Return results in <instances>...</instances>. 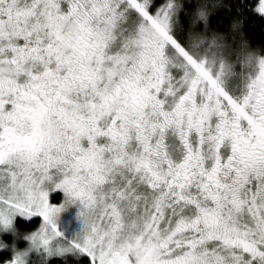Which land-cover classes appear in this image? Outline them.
Returning a JSON list of instances; mask_svg holds the SVG:
<instances>
[{"label":"snow or ice","instance_id":"snow-or-ice-1","mask_svg":"<svg viewBox=\"0 0 264 264\" xmlns=\"http://www.w3.org/2000/svg\"><path fill=\"white\" fill-rule=\"evenodd\" d=\"M52 169L93 210L61 253L264 264V48L237 33L194 51L173 0H0L5 223L39 213L42 228L61 210Z\"/></svg>","mask_w":264,"mask_h":264},{"label":"clouds","instance_id":"clouds-1","mask_svg":"<svg viewBox=\"0 0 264 264\" xmlns=\"http://www.w3.org/2000/svg\"><path fill=\"white\" fill-rule=\"evenodd\" d=\"M174 5V15L176 16L177 25L186 30V34L189 36V44L193 47L194 51L204 52L212 46V50H218L220 47H226L232 43L234 34H239L241 42L244 44H249L250 40L244 32V17L234 15L231 18L228 31H221L217 28H213L210 25V17L218 11L220 8H230V5L226 0H197L196 6L190 10V19L187 26L184 25L183 21L180 19L181 10L186 12L184 8V0H173ZM202 23V27H197V25ZM76 27L74 22H67L66 29L71 31ZM215 42V43H213ZM257 51L259 47H254ZM252 49L245 53V56L250 54ZM56 173L50 174L49 183H51L52 189H55V184L52 182ZM79 199L75 197L71 192H64L63 200L60 203V209H67L70 206L77 203ZM80 203L83 205L80 209L79 216L83 220V235L86 234V224L91 223L92 220V209L84 205L82 201ZM60 210V211H61ZM60 211L53 215L52 220L48 223H44L43 227L40 226L31 231L20 233L19 229L16 228L14 224L15 213H8V222L5 223L4 218L0 217V229L4 231H11L14 235L22 236L29 241V244L25 248H17L15 241L11 245L7 241L0 239V248L11 247L13 251L12 258L6 259L3 264H27V257L35 251L37 254L43 253L40 256L43 264L52 255H61L63 253L59 252V249L66 248L71 245V242H65L62 239H58L56 232L51 229V224L55 223L59 219ZM42 231L47 237H49L48 245L41 250L39 244V232ZM36 233V237L33 238V234ZM62 235V233H61Z\"/></svg>","mask_w":264,"mask_h":264},{"label":"trees","instance_id":"trees-1","mask_svg":"<svg viewBox=\"0 0 264 264\" xmlns=\"http://www.w3.org/2000/svg\"><path fill=\"white\" fill-rule=\"evenodd\" d=\"M230 8H220L210 17V25L221 31H228L231 18L234 15L244 17V32L250 40L253 47L264 48V16L253 10V5L257 0H226ZM197 0H184L185 9H193L196 6ZM180 19L184 25L189 23L188 14L181 10ZM202 27V23L197 25ZM53 202L60 200V192L54 193L51 196ZM38 218L32 221H25L22 219L16 220V226L21 232H30L36 229L38 225ZM6 259H11V252L9 250H0V264ZM90 259L87 255L80 254L77 256L72 255H52L46 261V264H89ZM29 264H43L41 259L30 261Z\"/></svg>","mask_w":264,"mask_h":264},{"label":"rangeland","instance_id":"rangeland-1","mask_svg":"<svg viewBox=\"0 0 264 264\" xmlns=\"http://www.w3.org/2000/svg\"><path fill=\"white\" fill-rule=\"evenodd\" d=\"M83 143L85 144V146H87L86 140H84ZM50 171L55 173L56 169H52ZM57 192H60V200L57 202H53L51 200V196H52V194L57 193ZM63 197H64V192L62 189H54V190L49 191V203L50 204L59 205L61 203V201L63 200ZM82 206L83 205L78 200L76 204L70 206L67 209H62L60 211L59 219L57 221V226H58L59 232L62 233V235L59 237V239L64 240L66 243L72 242L74 239H78V238L83 237V234H84L83 233V220L79 216V212H80V209L82 208ZM35 218H38V221H37L38 225L36 227V229H37L40 226V224L43 222V217L39 213H34L32 216L28 217V216L22 215L20 212H17L15 214V217H14V224L16 223L17 219H22V220H25L28 222V221L34 220ZM15 226H16V224H15ZM16 228H17V226H16ZM20 233H23V232L20 231ZM0 239L7 241L9 243V245H11L13 241H15L16 247L21 248V249L25 248L29 244V241L27 239L23 238L22 236L14 235L13 232L4 231L3 229H0ZM0 250H9L11 252V258H12L13 251H12L11 247L0 248ZM80 254L87 255L90 259L89 264H94L93 257L89 253L84 252V251L80 250L79 248H76V249L69 251V252H65L61 255L77 256ZM41 255H43V253L37 254L35 251H33L29 256L30 259L28 261V264L32 260L41 259L40 258ZM253 263L255 264V262H253Z\"/></svg>","mask_w":264,"mask_h":264},{"label":"flooded vegetation","instance_id":"flooded-vegetation-1","mask_svg":"<svg viewBox=\"0 0 264 264\" xmlns=\"http://www.w3.org/2000/svg\"><path fill=\"white\" fill-rule=\"evenodd\" d=\"M254 264V263H253Z\"/></svg>","mask_w":264,"mask_h":264}]
</instances>
